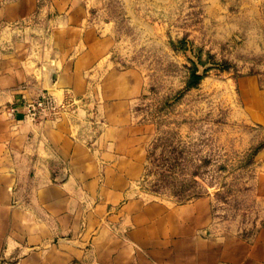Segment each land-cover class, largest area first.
<instances>
[{"label": "crops", "instance_id": "crops-1", "mask_svg": "<svg viewBox=\"0 0 264 264\" xmlns=\"http://www.w3.org/2000/svg\"><path fill=\"white\" fill-rule=\"evenodd\" d=\"M94 6L0 0V264H264V225L222 231L210 197L142 190L158 130L139 106L144 73L120 66ZM251 89L248 119L264 124ZM46 90L66 108L33 122L23 103ZM256 158L264 207V148Z\"/></svg>", "mask_w": 264, "mask_h": 264}, {"label": "rangeland", "instance_id": "rangeland-1", "mask_svg": "<svg viewBox=\"0 0 264 264\" xmlns=\"http://www.w3.org/2000/svg\"><path fill=\"white\" fill-rule=\"evenodd\" d=\"M94 16L116 38L120 66L144 73L139 106L158 130L142 190L176 202L208 196L222 231L250 236L264 225L252 155L264 124L247 108L252 84L264 88V0H95ZM192 61L207 69L195 86Z\"/></svg>", "mask_w": 264, "mask_h": 264}, {"label": "built area", "instance_id": "built-area-1", "mask_svg": "<svg viewBox=\"0 0 264 264\" xmlns=\"http://www.w3.org/2000/svg\"><path fill=\"white\" fill-rule=\"evenodd\" d=\"M65 108V103L59 102L56 96L47 90L35 98L26 99L23 103L25 116L33 122L54 118ZM16 110V108L12 109L13 112Z\"/></svg>", "mask_w": 264, "mask_h": 264}, {"label": "trees", "instance_id": "trees-1", "mask_svg": "<svg viewBox=\"0 0 264 264\" xmlns=\"http://www.w3.org/2000/svg\"><path fill=\"white\" fill-rule=\"evenodd\" d=\"M199 58H200L199 59L200 63H205V61H203L201 56ZM227 66H229V65L227 64L226 67H224V68H227ZM206 74H207V69H205L204 72H200L198 63L195 61H192V66L190 67L189 85L195 86V85L199 84L205 78ZM263 147L264 146L262 145V146H258L256 148H254L252 150V155H256ZM199 196H202V195L197 194L195 196V198L199 197ZM189 199L191 200V198H189ZM186 201H188V200H186Z\"/></svg>", "mask_w": 264, "mask_h": 264}]
</instances>
